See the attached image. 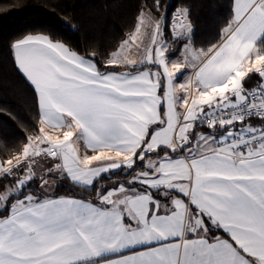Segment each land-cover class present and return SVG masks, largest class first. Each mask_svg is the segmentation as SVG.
I'll list each match as a JSON object with an SVG mask.
<instances>
[{
  "label": "crops",
  "instance_id": "crops-1",
  "mask_svg": "<svg viewBox=\"0 0 264 264\" xmlns=\"http://www.w3.org/2000/svg\"><path fill=\"white\" fill-rule=\"evenodd\" d=\"M232 13L225 36L208 52L182 48L169 60L158 46L151 63H130L123 42L108 64L145 65L135 71H100L43 34L13 43L16 66L37 96L36 136L64 144L55 161L60 177L91 186L132 166L153 129L132 176L146 189L116 183L97 199L15 200L0 216V264H264V146L231 155L218 148L223 125L192 121L256 81L264 65L257 47L264 0H233ZM183 51L186 63L179 60ZM159 147L171 153L145 155Z\"/></svg>",
  "mask_w": 264,
  "mask_h": 264
},
{
  "label": "trees",
  "instance_id": "trees-1",
  "mask_svg": "<svg viewBox=\"0 0 264 264\" xmlns=\"http://www.w3.org/2000/svg\"><path fill=\"white\" fill-rule=\"evenodd\" d=\"M232 6L233 0H0V158L21 153L30 135L37 133L40 127L36 93L14 60L12 45L16 40L28 34H43L91 59L100 71H135L145 65L110 66L108 61L134 29L143 9L162 19L165 35L170 12L175 7L184 11L190 30L187 36L171 40L165 55L172 59L178 56L184 43L204 52L219 44L229 29ZM257 47L264 52V35L257 41ZM161 92L162 84L157 90L159 98ZM161 107L160 104V110ZM152 129L153 126L147 128L130 169L102 174L91 186H80L61 176L49 181L48 189L43 190L42 181L32 179L19 193L7 198L0 208V216L7 215L11 204L27 194L35 198L75 195L97 199L110 186L128 183L135 171L142 168L137 155ZM164 153L171 150L159 147L145 155L158 157ZM8 182L7 174L0 176V190ZM129 184L146 189L136 182ZM211 231L223 233L217 229Z\"/></svg>",
  "mask_w": 264,
  "mask_h": 264
},
{
  "label": "rangeland",
  "instance_id": "rangeland-1",
  "mask_svg": "<svg viewBox=\"0 0 264 264\" xmlns=\"http://www.w3.org/2000/svg\"><path fill=\"white\" fill-rule=\"evenodd\" d=\"M175 9L178 10L180 14L178 12L176 13ZM163 29L162 19L155 18L149 11L143 9L137 19L134 29L123 41L124 44L128 42L127 44L129 47V50L123 53L124 59L127 58V61H130V63H151V61L157 59L158 46H160L166 54L171 40L181 36H187L190 27L187 23L184 11L180 7H175L170 12L167 22L168 33L166 35L163 33ZM182 48H189L191 52L195 49H193L189 43H184L181 49ZM183 54L184 51L179 57V60L186 63L188 58ZM178 70H176L178 73H182V68ZM36 134L37 133H33L30 135L21 153L11 158H0V176L4 174L9 176V182L0 190V208L3 207L8 197L19 193L21 188L30 180L36 178L42 181V189L47 190L49 181L60 177V170L56 166L55 161L56 154L59 155V146H63V142L56 143L57 146H54L55 143H52V139L57 140V137L53 136L49 138V143L45 144L46 138L42 136L38 137ZM34 139L36 141H33ZM40 142H44V145L38 147L37 143ZM142 151L143 150L138 152L139 156L137 159L140 163H142ZM133 166L134 165L124 169L126 171ZM135 180L136 179L132 177L128 182H134ZM25 197L32 198L34 196L27 194Z\"/></svg>",
  "mask_w": 264,
  "mask_h": 264
},
{
  "label": "built area",
  "instance_id": "built-area-1",
  "mask_svg": "<svg viewBox=\"0 0 264 264\" xmlns=\"http://www.w3.org/2000/svg\"><path fill=\"white\" fill-rule=\"evenodd\" d=\"M256 74L258 79L249 86L229 91L226 103L208 107L192 120L199 128L223 125L218 148L231 155L264 146V65Z\"/></svg>",
  "mask_w": 264,
  "mask_h": 264
}]
</instances>
